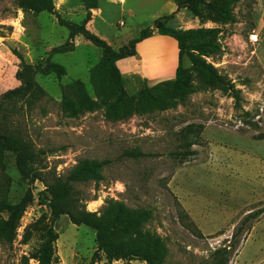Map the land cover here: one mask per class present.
Listing matches in <instances>:
<instances>
[{
  "label": "rangeland",
  "instance_id": "1",
  "mask_svg": "<svg viewBox=\"0 0 264 264\" xmlns=\"http://www.w3.org/2000/svg\"><path fill=\"white\" fill-rule=\"evenodd\" d=\"M220 1L183 0L178 7L174 0H100V8L92 9V14L99 10L104 16L93 25L115 48L152 27L156 19L171 15L164 20L168 26L194 30L200 41L218 46L206 60L241 92L237 101L230 91L207 87L184 52L181 64L191 86L182 100L172 84H165L177 78L178 42L173 37L153 38L159 36L155 32L135 57L140 66L161 75L122 74L123 97L133 103L124 104L127 111L118 109L116 114L108 106L115 99L97 97L91 83V69L102 58L100 46L82 33L70 40L68 28L58 23L56 15H37L19 8L15 0H0V98L21 84L16 52L27 63L45 65L51 60L57 66L36 75L45 96L20 98L0 114V132L31 141L45 152L41 159L47 166L44 180L29 185L15 155L6 154V172L13 179L10 201H20L29 187L34 200L14 242H0V264H21L44 242L48 227L57 235L52 264H148L139 259L110 262L97 250L94 230L71 223L67 216L52 222L46 184L54 176L65 178L83 159L108 161L102 170L104 179L76 184L87 209L100 212L110 200L151 209L153 217L146 229L164 238L166 264H210L212 253L232 240L246 215L264 210V0L226 4L232 20L217 12ZM55 3L61 16L73 24L86 17L83 0ZM66 42L74 44L73 50L51 53ZM131 57L123 58L122 64H129ZM79 80L88 94L85 104L72 95ZM147 87L165 99L174 94L176 105L144 111L137 103ZM191 125L196 131L203 126L202 132L185 136L184 129ZM136 148L147 156L125 155ZM187 149L196 153L184 161L174 155ZM27 229L30 238L25 241ZM236 241L229 264H264V213L248 222Z\"/></svg>",
  "mask_w": 264,
  "mask_h": 264
},
{
  "label": "trees",
  "instance_id": "2",
  "mask_svg": "<svg viewBox=\"0 0 264 264\" xmlns=\"http://www.w3.org/2000/svg\"><path fill=\"white\" fill-rule=\"evenodd\" d=\"M15 1L19 8L24 11L37 15L42 12L56 15L58 23L68 28L70 40L78 33H82L88 40L101 47L102 58L91 69V83L95 88L97 97L105 96L115 99L113 103L108 104L112 112L116 113L118 109L119 112L120 110L127 111V106L133 103L132 100H127L123 97V75L117 66V62L129 56H136L137 44L148 39L155 32L160 35L173 37L178 42L180 64L177 68V78L175 82H165V84H172L173 86L171 87L174 93L179 92L182 100L185 98V91L191 86L186 76V70L181 64L184 52L191 56L195 71L201 75L207 87H217L225 92L230 91L237 101L241 100V92L236 88L235 84L227 81L224 76L219 74L217 68L206 60V57L214 55L218 46L211 41H200L194 30L183 31L168 26L164 20L171 15L156 19L152 27L142 29L137 37L123 45L119 51H115L104 39L87 28L88 22L92 19V9L100 8V0H83L87 14L80 24H73L63 18L56 9L55 0ZM174 1L178 7H181L183 0ZM237 1L221 0L215 5V8L226 19L232 20L231 12L226 8V4H234ZM73 48L74 44L72 42H66L63 45L54 47L51 53L66 52L73 50ZM16 55L21 60L20 67L16 73V77L21 84L19 87L2 95L0 98V114L7 109L9 104L20 98L28 97L29 100H37L45 96L46 91L37 81L36 75L57 70V66L51 60L45 65L41 62L33 64L25 62L21 53L16 52ZM65 71V69H61L62 74ZM72 95L77 96L81 103H86L88 94L82 81L75 82V87H72ZM173 95L171 94V97L165 99L155 94L153 88L147 87L144 93L139 96L140 99L137 104L144 111L154 109L167 110L176 105ZM69 103L76 105L74 100ZM202 129L203 126H197L196 131V126L191 125L184 129L183 134L185 136L191 133L199 135ZM261 138H264V134H262ZM191 144H188V146L191 147ZM7 152H12L15 155L17 168L22 178L28 181L29 185L34 184L37 180H44V169L47 166L43 164L41 159V155H45V152L35 148L31 141L16 136L9 131L0 132V242L11 244L17 237L25 212L34 200V193L32 188L29 187L20 201L16 203L10 201L13 179L6 172ZM195 153V150L187 149L184 152H175L174 155L184 161ZM125 155L133 158L147 156L139 148L127 151ZM107 164L108 161L105 160L83 159L65 178L54 176L52 181L47 182L45 199L48 201L47 205L52 222L62 216H67L71 223L78 226L85 225L94 230L96 232L97 250L103 251L110 262L120 260L127 262L139 259L148 264H166L168 247L164 238L157 232L146 229V224L153 217L151 209L131 208L125 203L116 200L108 201L100 212L87 209L83 193L77 188L76 184L90 178L104 179L102 170ZM263 213V209L248 213L241 226L237 227L232 240L216 248L212 253L210 264H229L233 250L239 244L236 239L245 230L248 222L258 219ZM5 214L7 217H5ZM46 217L45 215L44 218ZM26 232L25 241L30 238L29 230L27 229ZM56 241L57 235L52 227H48L44 242L30 256H24L21 264H32V259L36 261L35 264H52L56 259Z\"/></svg>",
  "mask_w": 264,
  "mask_h": 264
},
{
  "label": "crops",
  "instance_id": "3",
  "mask_svg": "<svg viewBox=\"0 0 264 264\" xmlns=\"http://www.w3.org/2000/svg\"><path fill=\"white\" fill-rule=\"evenodd\" d=\"M101 11V10H100ZM97 14H98V17H97ZM97 14L95 15V14H93L92 15V19L88 22V24H87V28L90 30V31H92L93 33H95L96 35H98L99 37H103L102 39H104L112 48H113V50H115V51H119V49L121 48H115L114 46H112V43H110V41L108 40V39H106V36H104L100 31H97L95 28H94V21H95V19H97V18H101V17H103L104 15L101 13V12H99V10L97 11ZM155 36V35H154ZM160 38L161 39V41H164V40H170V39H173L172 37H170V36H167V35H163V36H161L160 34H159V36H155V37H153V38ZM150 40H152V38H148V39H146V40H144V41H142V42H140V43H138L137 44V51H138V49H139V47H141V46H143L146 42H149ZM174 41H176L175 39H173ZM175 45H176V42H173ZM176 50H177V47H176ZM178 52L176 51V54H177ZM137 58L135 57V56H133V57H131V59L129 58V64H127V65H125V64H122V59L121 60H119L118 62H117V66H118V68L120 69V71H121V73L122 74H130V73H136V72H142L143 74L145 73H147V74H151V76H158V75H161L160 73H158V72H156L155 70L156 69H147V68H143L142 66H140L139 64H138V62H137V60H136ZM175 67H176V64H175V66H174V69H173V72H174V70H175ZM152 72H154V73H152Z\"/></svg>",
  "mask_w": 264,
  "mask_h": 264
}]
</instances>
